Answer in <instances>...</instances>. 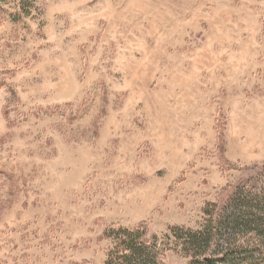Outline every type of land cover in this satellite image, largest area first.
I'll list each match as a JSON object with an SVG mask.
<instances>
[{"label":"rangeland","instance_id":"obj_1","mask_svg":"<svg viewBox=\"0 0 264 264\" xmlns=\"http://www.w3.org/2000/svg\"><path fill=\"white\" fill-rule=\"evenodd\" d=\"M263 167L264 0H0V264L200 231Z\"/></svg>","mask_w":264,"mask_h":264},{"label":"trees","instance_id":"obj_2","mask_svg":"<svg viewBox=\"0 0 264 264\" xmlns=\"http://www.w3.org/2000/svg\"><path fill=\"white\" fill-rule=\"evenodd\" d=\"M205 212L210 219L202 230L176 228L165 242L156 237L150 240L142 227L110 229L106 235L113 239L114 246L105 264H160L174 237L182 242L186 255L193 258L191 264H264V253L257 257V250L250 248L258 245H252L249 238L250 233H255L264 240V187H238L219 217H214L211 210ZM244 234L248 236L245 241L237 239ZM213 246V259H206Z\"/></svg>","mask_w":264,"mask_h":264}]
</instances>
